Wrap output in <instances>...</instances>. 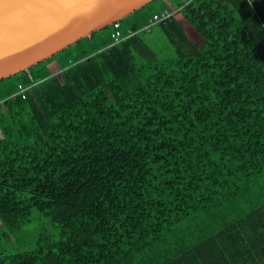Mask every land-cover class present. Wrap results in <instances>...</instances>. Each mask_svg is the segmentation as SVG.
I'll list each match as a JSON object with an SVG mask.
<instances>
[{"label": "trees", "instance_id": "trees-1", "mask_svg": "<svg viewBox=\"0 0 264 264\" xmlns=\"http://www.w3.org/2000/svg\"><path fill=\"white\" fill-rule=\"evenodd\" d=\"M170 1L0 80V264H264V0Z\"/></svg>", "mask_w": 264, "mask_h": 264}, {"label": "water", "instance_id": "water-1", "mask_svg": "<svg viewBox=\"0 0 264 264\" xmlns=\"http://www.w3.org/2000/svg\"><path fill=\"white\" fill-rule=\"evenodd\" d=\"M155 0H0V80L27 71Z\"/></svg>", "mask_w": 264, "mask_h": 264}, {"label": "built area", "instance_id": "built-area-1", "mask_svg": "<svg viewBox=\"0 0 264 264\" xmlns=\"http://www.w3.org/2000/svg\"><path fill=\"white\" fill-rule=\"evenodd\" d=\"M173 14H174L173 11H169V10L165 9L160 13L154 14L150 18L149 23L147 25H145L143 28L136 29V30L128 29L126 34H124L121 30V21H115L113 23L114 24V32H113L114 42H113V45L119 44L127 38L137 37L139 35V33H141V30H147L148 32L151 31L152 28L156 24H158L160 22H164V23L167 22L173 16ZM27 90H28V87L20 84L19 90L13 94V97H16L17 95H22L23 97H26L27 96ZM0 105L4 106L3 100L0 101Z\"/></svg>", "mask_w": 264, "mask_h": 264}, {"label": "crops", "instance_id": "crops-1", "mask_svg": "<svg viewBox=\"0 0 264 264\" xmlns=\"http://www.w3.org/2000/svg\"><path fill=\"white\" fill-rule=\"evenodd\" d=\"M168 3L170 5L171 10L174 12L173 16L178 21V23L183 27L184 30H186V35L189 40L196 41L198 44L202 45L204 43L203 36L198 32L197 29L185 18V16L182 14L179 7L175 6L172 1L168 0ZM172 16V17H173ZM186 23V24H185ZM185 24V25H184ZM191 26V29L193 30L192 33H190L187 29V26ZM159 26H155L154 29H156ZM160 28V27H159ZM151 31L150 34L154 32ZM188 33V34H187ZM190 35V36H189ZM192 37V38H191ZM201 38V39H199ZM188 47H190V43L187 42L186 44ZM49 69L52 71V75L56 76L60 71L64 70V68L61 66L60 61L58 59H54L52 62L48 65Z\"/></svg>", "mask_w": 264, "mask_h": 264}, {"label": "rangeland", "instance_id": "rangeland-1", "mask_svg": "<svg viewBox=\"0 0 264 264\" xmlns=\"http://www.w3.org/2000/svg\"><path fill=\"white\" fill-rule=\"evenodd\" d=\"M187 29L190 33L193 32V30L191 29V26H187ZM146 39H147V41H150L149 44L154 45V47L157 50L162 49L164 47V40H165L164 32L159 27L154 29V32L152 34L147 35ZM199 39H201V38H199ZM71 76H72L71 67L64 68V70L60 71V73H58L56 76H54L55 78L52 82H58L59 84L61 83V84L65 85L66 83L71 82L67 79L68 77H71ZM45 86H46V84H44L43 87H45Z\"/></svg>", "mask_w": 264, "mask_h": 264}, {"label": "bare ground", "instance_id": "bare-ground-1", "mask_svg": "<svg viewBox=\"0 0 264 264\" xmlns=\"http://www.w3.org/2000/svg\"><path fill=\"white\" fill-rule=\"evenodd\" d=\"M170 22V21H169ZM175 24H176V22H175ZM180 26V25H179ZM184 30V29H183ZM186 31V30H185ZM221 31V30H220ZM202 33V32H201ZM188 34V33H187ZM100 36V35H99ZM190 36V35H189ZM192 38V37H191ZM98 40H99V38H98ZM195 43H196V41H195ZM135 60V59H134ZM25 72V71H24ZM199 88V87H198ZM201 89V88H200ZM201 100V99H200ZM222 105V104H221ZM193 106V105H192ZM184 107V106H183ZM221 107V106H220ZM1 111V110H0ZM181 111H183V110H181ZM180 113V112H179ZM172 114H173V112H172ZM175 114V113H174ZM263 173V172H262ZM254 250V249H253Z\"/></svg>", "mask_w": 264, "mask_h": 264}]
</instances>
